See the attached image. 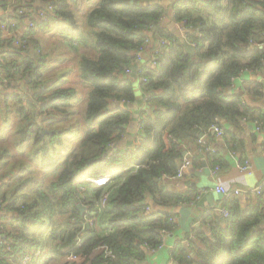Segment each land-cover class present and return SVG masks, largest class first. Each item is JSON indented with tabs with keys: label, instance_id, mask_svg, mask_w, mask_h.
Here are the masks:
<instances>
[{
	"label": "trees",
	"instance_id": "trees-1",
	"mask_svg": "<svg viewBox=\"0 0 264 264\" xmlns=\"http://www.w3.org/2000/svg\"><path fill=\"white\" fill-rule=\"evenodd\" d=\"M85 1L83 26L68 0H14L7 15L0 16V22L8 18L19 22L30 13L44 12L23 34L0 38V79H26L34 92L26 101L15 90L4 99L5 116L16 108L11 99L19 105L16 112L22 123L14 135L20 155L7 147L0 150V169L17 171L0 186V207L11 212L10 220L1 217L7 222L1 223L0 264H19L35 248L45 253L31 264L42 260L43 264H139L147 257L146 247L163 242L161 230H177L167 207L195 197L162 186L177 174L185 148L194 151V167L201 166V154L215 163L212 151L200 150L198 139L216 119L230 123L263 119L264 83L253 80L233 88L232 82L247 68L264 73V0H173L167 6L153 0ZM0 4L6 7V0ZM169 8L173 21L185 28V38L159 26L153 38L160 36L165 42L155 54L156 65L139 69L145 79L138 96L134 75L125 70L136 71L149 31ZM202 8L209 10L208 16L200 14ZM49 23L71 36L75 48L91 50L76 59L86 89L78 110L70 107L71 96L66 95L74 92L72 87L42 86L45 56L31 34ZM186 42L194 43V53L186 50ZM37 110L46 112L47 124L35 119ZM76 113L85 127L70 134V124L65 123ZM228 147L235 149L236 143ZM29 158L43 164L42 176L35 174L39 169L31 168ZM105 174L106 185L89 186L92 183L85 181L84 198L76 192L85 177ZM77 202L86 205L85 214L94 218L89 229ZM225 206L227 216L214 210L202 216L195 239L190 240L193 256L179 244L172 258L181 264H264L259 206L241 208L237 199ZM101 244L115 256L105 260L97 252ZM53 253L61 260H53ZM69 255L80 258L69 260Z\"/></svg>",
	"mask_w": 264,
	"mask_h": 264
},
{
	"label": "crops",
	"instance_id": "crops-1",
	"mask_svg": "<svg viewBox=\"0 0 264 264\" xmlns=\"http://www.w3.org/2000/svg\"><path fill=\"white\" fill-rule=\"evenodd\" d=\"M68 1L71 8H74L77 12L80 10L79 7H83L82 12H84L85 8L88 7V3L85 0L82 5L81 0ZM44 5L45 3L39 4V6ZM4 7L5 6L0 4V16L7 15L6 13L10 10V5H7V3L6 7ZM81 19V23H83L84 18L82 16ZM16 21L17 26L21 29V31H23L22 28L26 25V21ZM158 22H162V24L153 25L149 31V34L151 35L150 42L156 41L153 36L157 35L159 26L168 27V29L181 39L185 38V28L179 23L173 21L172 10L170 8L163 20H159ZM174 28L176 32L174 31ZM31 36L38 39L42 53L45 56V64L43 67V88L47 86H50L52 89L71 87L69 83H66V79L68 77L69 68H73L77 57H75L74 62L71 63L69 58L67 59L65 58V55H62L64 51L55 53L56 49L63 47L61 43L62 37L65 39L63 30L60 27L55 26L54 23H49L47 26H37ZM67 37H69V41H71V36ZM54 41H56L59 45L51 43ZM67 43L70 47V42ZM151 48L152 47H149L148 50L150 51ZM70 51H72V48ZM146 54L147 52L140 54V58L137 60L140 66L146 65V63L148 64L150 55ZM9 58L16 60L18 57L11 56ZM76 70H78L77 66L74 71ZM59 71L62 72V74L66 73V76L61 78L54 76L53 80L48 79ZM260 74L264 75V73L261 72ZM133 78L137 86V95L140 96L142 94L140 89V79L136 75H134ZM248 81H250L249 75L246 71H243L233 80L232 86L233 88H242V86L246 85ZM53 83L56 84L53 85ZM12 84V86H17L20 83L18 80H14ZM5 94L6 93L0 95V150L7 147L12 154L20 155L19 151L17 152V144L14 145V141H16V136H14L16 135L15 131L18 125L22 123L20 114L16 112L19 105H16L14 102L10 103L11 105L14 104L16 108L14 109V113H9L8 116H5ZM69 104L71 107L70 100ZM261 104V113L263 115L262 120L240 119L236 123H230L223 119H219V125L223 128L224 134L222 136H218L213 129H210L207 134H204V140L207 145L211 147L212 157H216L218 161L215 163L211 162L212 158L209 159L205 154H201L202 162L200 167H194L191 165V161L190 165L184 169L181 177H171L163 181L162 186L166 190L179 193L190 192L193 193L195 197L192 202L179 203L175 206L167 207V209L175 216L177 230L174 233L172 232L166 234L164 246L162 248L156 250L155 252L149 251L146 248L147 257L139 264H181L178 259H174L171 256L172 251L179 244H182L187 249L188 253L193 256L194 252H192L189 247L190 240L195 239V232L198 226L202 224V216L210 210L219 212L220 208H227L225 203L231 199H237L241 208H255L259 206L261 221L258 223V226L264 231V191L261 195L251 191L252 188L264 180V96ZM142 105L138 106V108L136 107L137 109H135V111L137 110L138 112ZM34 117L37 120L36 113ZM257 125L260 126V129L256 128ZM131 126H136V123L132 122ZM233 141L236 143V148L230 149L228 147L229 143L231 144ZM184 151L186 152L185 155H190L191 153L194 155V151L191 150L190 147H186ZM10 161L11 160L7 161L6 166L10 165ZM215 165H218L219 169L215 174H211L210 169H212ZM244 165L246 166L245 169L240 167ZM5 169L6 170L4 171H2L3 169H0V186L5 183L16 171V169H13V173L11 174L9 167ZM217 185H222L229 189L239 188L242 191L250 190V192L242 195L239 194L224 197L222 194L217 193L214 190V187ZM89 186L94 185L91 184ZM8 196H10V194H7V198H9ZM5 204H7V202H5ZM151 204L153 207L156 206L153 202H151ZM2 216L8 217V220H10L9 217L11 216V212L7 211L6 213L3 209H0V219ZM5 222H7V219H5ZM88 227L85 226V228L89 229L90 227ZM51 256L53 257V260H61L56 253L51 254ZM37 264H43V260L39 261Z\"/></svg>",
	"mask_w": 264,
	"mask_h": 264
},
{
	"label": "built area",
	"instance_id": "built-area-1",
	"mask_svg": "<svg viewBox=\"0 0 264 264\" xmlns=\"http://www.w3.org/2000/svg\"><path fill=\"white\" fill-rule=\"evenodd\" d=\"M14 0H6V3L8 5H10ZM23 10H19V12H22ZM27 11V10H26ZM44 15V12L43 11H36V12H33V13H30L29 16H27L25 18V23L26 25H24V28L23 31H21V29L17 26V21L13 18H8L2 22H0V38H7V37H10L12 36L13 34L15 33H20V34H23L24 33V29L28 30L30 28H33L35 26V20H38L39 17L43 16ZM149 41L148 38L145 39V43H147ZM16 44V42H14ZM193 46H194V43H191ZM156 53V51H155ZM140 54H142V52L139 53V55L137 56L138 59L140 58ZM137 59V60H138ZM0 61H2V58H0ZM147 64V63H146ZM148 65H151V66H155L156 65V60H155V56H150L149 60H148ZM141 66L137 67L136 68V71H132L131 68H127L125 70V72L127 74H133V75H136L139 77L140 79V82L143 81L145 78L142 77L140 75V69ZM2 70V68L0 67V71ZM11 70H13L11 68ZM248 75H249V80L250 81H253V80H258L262 83H264V75H261L260 74V71L255 69V68H247L245 70ZM238 76L234 77L233 80L235 78H237ZM263 96H264V85H263ZM122 106H123V102L120 103ZM39 115H42L43 116V121L41 122H45V124H47V116H46V112H41L37 115V120L39 122V118L38 116ZM257 129H260V126L257 125L256 127ZM210 129H213L214 132L218 135V136H222L224 134V131H223V128L219 125V120L216 119L215 122L210 126ZM138 141H134V144H137ZM198 143L200 144L201 148L200 150H205V151H211V147H209L206 143V141L204 140V135L202 134L199 139H198ZM192 156H193V153H191L190 155H185L179 165V168H178V171H177V174L174 176V177H181L183 175V171L185 168H187L189 165H190V162L192 161ZM241 168L245 169L246 166H240ZM219 169V166L218 165H215L212 169H210V172L211 174H215ZM109 179V175H102V176H99V177H91V178H87L85 181H89L92 183V185L94 186H104L106 185L107 181ZM85 181H82L81 183H78L76 185V192L84 198V193L87 189V186L85 184H83ZM214 190L217 192V193H220L222 194L224 197H230V196H234V195H242V194H247L248 192H250V190H246V191H242L241 189L239 188H232V189H229L227 187H224L222 185H217L214 187ZM252 192L256 193V194H262L263 191H264V180L260 183H258L254 188L251 189ZM108 195V192L104 194L103 196V199L101 200L100 202V205H103L105 203V200H106V197ZM80 203V202H78ZM83 207H84V226H86V224H88V226H94V218L88 214H85L87 212V206L86 205H83L82 203H80ZM5 207L2 206L0 207V209H3L4 212H6V209H4ZM147 210H150V207H146V211ZM7 213V212H6ZM220 214H222L223 216H227L228 215V209L222 207L219 209V212ZM170 220L175 221V216L172 214L170 215ZM5 222V219H0V233L3 231V226L1 223H4ZM161 234H163V242L158 244L157 246L155 247H146L149 251H152V252H155L156 250L162 248L164 246V241H165V236L167 234V231L166 230H161ZM1 235V234H0ZM1 238V236H0ZM77 240H79V237H77ZM97 252H99L103 258L106 260V259H109V258H113L115 255L113 253V251L111 250V248L107 245V244H101L98 249H97ZM44 255V250L43 249H40V248H35V249H32L30 251H28L27 253H25L19 260V264H31L32 262L40 259L42 256ZM67 259L69 260H75L77 259L78 257L75 256V255H69L66 257ZM80 258V257H79ZM78 258V259H79Z\"/></svg>",
	"mask_w": 264,
	"mask_h": 264
},
{
	"label": "rangeland",
	"instance_id": "rangeland-1",
	"mask_svg": "<svg viewBox=\"0 0 264 264\" xmlns=\"http://www.w3.org/2000/svg\"><path fill=\"white\" fill-rule=\"evenodd\" d=\"M71 7V6H70ZM80 8V10H79V12H77V17H76V19L78 20V22L80 21L81 22V7H79ZM172 10V9H171ZM173 12V11H172ZM209 10H207V9H205V8H202L201 9V11H200V14H202L203 16H208L209 15ZM167 14V13H166ZM165 14V15H166ZM165 15L164 16H162L161 18H160V20L162 21L163 20V18L165 17ZM84 23V22H83ZM159 24H162V22L161 23H159ZM81 26H83L82 25V23H81ZM162 27H165V26H162ZM174 31H175V28H174ZM176 32V31H175ZM33 38V37H32ZM52 38V37H51ZM53 39V38H52ZM66 39V40H65ZM65 39L62 37V39H61V43H62V45H63V47L65 48H63V47H60V48H58V49H56L55 50V53H59V52H61V51H64L63 53H62V55H65V58H69V60H71V63H73L74 62V58L75 57H78L80 54H81V52H90L91 50L88 48V47H86L85 49H84V47L82 48V46H80V47H74L73 45H70V47H69V45H68V43L67 42H70L69 40H70V38L69 37H67V36H65ZM53 40H55V39H53ZM66 42V43H65ZM165 41H164V39L162 38V37H158L157 39H156V41H154V42H150V38H149V41L147 42V43H144L145 44V46H144V48H143V50L141 51L142 53H144V52H147V54L146 55H150V56H155V51L157 52L158 51V49L160 48V46H162V44L164 43ZM51 43H53V44H57V45H59L56 41H54V42H51ZM149 47H152L151 49H150V51L148 50L149 49ZM72 48V51H70V49ZM75 50H79V51H77V54H75L74 55V52H75ZM91 54V53H90ZM18 59V58H17ZM135 67L137 68V67H139L140 66V64H138V62H137V60H136V63H135ZM76 66H77V62L75 63V65L73 66V68L72 67H70L69 68V72H68V77H67V79H66V83H69V85L74 89V92L73 93H69V91H66L67 92V94L66 95H70L71 96V99H70V101H71V107L73 108V109H76V110H78L79 108H81V98L82 99H84V97H85V86H83L82 84H81V78H80V76H79V74H78V70H76V71H74L75 70V68H76ZM11 71H13V70H11ZM71 71H73V72H71ZM53 72H56V71H53ZM52 72V73H53ZM49 76H50V74H49ZM57 77V78H61V77H64V76H66V73L65 74H62V72H57V73H55L54 75H52L50 78H48V79H51V80H53L54 78L53 77ZM15 77H16V75H15ZM14 80H16L15 78L13 79V80H9V79H7V78H2V79H0V89L2 90L1 92H0V95H3L4 93H7V92H9V91H12V90H15V92L16 93H18L19 94V96L23 99V100H30L31 98H32V96H33V90H32V88H31V86H30V84L28 83V80H26V79H21V80H18V82L20 83L19 85H17V86H12L13 84H12V82L14 81ZM138 82V81H137ZM56 83H53V85H55ZM65 88H68V87H65ZM58 89H61V88H58ZM9 102L10 103H12L13 101L10 99L9 100ZM143 106L144 107H148L147 106V104L145 103V101H143ZM33 112V111H32ZM38 110H37V112H36V116H37V114H38ZM80 112V111H79ZM12 113H14V111H12V112H10V114H12ZM57 116V115H56ZM78 117V118H77ZM38 118H39V122H41V121H43V116L42 115H39L38 116ZM80 118V114L79 113H76V114H74L71 118H70V121L69 122H67V123H65V125H69L70 124V126H68L67 128L70 130V134L72 133V132H76V131H78V130H76L77 128H80V130H81V127H85L84 126V122L82 121L81 122V120L78 122V119ZM54 131H56V132H58V130L57 129H55ZM75 141H77V140H75ZM18 141H14V145L17 143ZM18 151H20V150H18V148H17V152ZM17 152H15V153H17ZM30 160H29V162H30V164H31V168H33V167H37L38 169H39V171L37 170L36 171V173L35 174H40L41 172H42V167H43V164L41 163V162H39L36 158L34 159H31V158H29ZM28 159H27V157H26V159H25V161H27ZM41 176H42V173L40 174ZM106 175V174H105ZM87 178H91V177H85L84 179H82L83 181H85ZM9 197V196H8ZM77 204H79L78 202H77ZM62 219H64V218H66V215L65 216H62L61 217Z\"/></svg>",
	"mask_w": 264,
	"mask_h": 264
},
{
	"label": "water",
	"instance_id": "water-1",
	"mask_svg": "<svg viewBox=\"0 0 264 264\" xmlns=\"http://www.w3.org/2000/svg\"><path fill=\"white\" fill-rule=\"evenodd\" d=\"M172 1L173 0H164V1H161V0H153L152 2H156V3H160L161 2V3L165 4V5H169V3H171ZM185 48H186L187 51H189L191 53H194V46L191 43L186 42ZM43 132L52 133L53 131L45 130ZM185 154H186V152L184 151L183 152V156ZM77 207H78L80 213L83 214L84 213V207L81 204H77ZM86 226L88 227V224H86Z\"/></svg>",
	"mask_w": 264,
	"mask_h": 264
},
{
	"label": "clouds",
	"instance_id": "clouds-1",
	"mask_svg": "<svg viewBox=\"0 0 264 264\" xmlns=\"http://www.w3.org/2000/svg\"><path fill=\"white\" fill-rule=\"evenodd\" d=\"M38 115V114H37ZM38 121V120H37ZM93 178H95V177H93ZM80 204V203H79Z\"/></svg>",
	"mask_w": 264,
	"mask_h": 264
}]
</instances>
